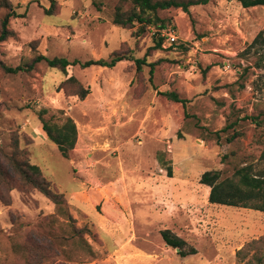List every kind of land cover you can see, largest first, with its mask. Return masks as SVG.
<instances>
[{"label": "rangeland", "instance_id": "1", "mask_svg": "<svg viewBox=\"0 0 264 264\" xmlns=\"http://www.w3.org/2000/svg\"><path fill=\"white\" fill-rule=\"evenodd\" d=\"M11 1L19 15L10 22L16 35L0 43L7 65L38 54L132 58L70 66L90 89L84 99L44 60L17 73L0 67V148L10 152L16 134L29 136L22 145L34 139L31 161L68 196L56 205L35 189H15L10 205L0 201V264H264V211L211 203L200 181L209 170L226 178L246 164L264 169V42L249 47L264 37V6L172 7L159 12L166 28L139 31L114 23L118 0H57L53 14L45 11L51 0ZM6 13L0 6V22ZM41 109L53 122L75 120L69 158L42 137ZM74 191L78 206L68 200ZM164 229L197 253L181 256Z\"/></svg>", "mask_w": 264, "mask_h": 264}, {"label": "trees", "instance_id": "2", "mask_svg": "<svg viewBox=\"0 0 264 264\" xmlns=\"http://www.w3.org/2000/svg\"><path fill=\"white\" fill-rule=\"evenodd\" d=\"M96 1V0H94ZM211 0H118L115 6L113 21L125 28H132L139 25L138 30L145 31L149 27L164 29L167 27V20L160 17V10L172 7L182 8L185 12L190 11V7L199 4H207ZM244 7L264 6V0H237ZM0 6L7 9V13L0 22V43L16 35L10 27V22L17 14L11 0H0ZM57 7V0H51V6L45 11L53 14ZM162 37H156L158 47L162 46ZM264 42L261 31L250 44V49L256 47L258 43ZM132 57L115 51L110 59L91 58L84 62L80 60H69L66 57H47L44 54L36 55L32 62L16 67L7 65L0 60V67L7 72L17 73L21 70L32 69L36 62L46 61L48 66L63 71L67 77L61 86L68 84L75 86V94L84 99L90 89L85 87L75 75L68 73V68L72 65L80 64L83 68L90 66L113 67L117 62L130 59ZM138 70L146 63V56L135 59ZM152 65V64H151ZM165 95L174 101L185 102L176 92H165ZM46 109L39 111V119L42 123L46 137L55 143L63 157L69 158L70 152L75 148L78 139V127L71 116H66L61 123L53 122L44 117ZM239 135L238 132L229 136L228 141H233ZM29 138V136H26ZM18 134L12 137L10 144L11 151L7 152L0 148V201L5 205L11 204V192L15 189L31 190L35 189L56 205L65 203L64 193L59 192L51 180H49L41 167L31 161V152L28 146L34 142L29 140L22 145V139ZM22 138V139H21ZM23 141V142H24ZM261 159L264 160V150ZM169 175L172 176L171 172ZM201 183L210 187L209 201L231 206H242L264 211V169L254 171L252 164H246L236 169L232 177L221 178L218 171H205L200 179ZM162 237L167 245L179 249L181 256L197 253L194 246L187 248V242L180 236L174 234L170 229L161 231Z\"/></svg>", "mask_w": 264, "mask_h": 264}, {"label": "crops", "instance_id": "3", "mask_svg": "<svg viewBox=\"0 0 264 264\" xmlns=\"http://www.w3.org/2000/svg\"><path fill=\"white\" fill-rule=\"evenodd\" d=\"M41 135H42V137H45V136H46V135L43 134V133H42ZM65 196H66V195H65ZM71 196L74 197V199H75L76 202H77V203H75V205L78 206V205L80 204V203H78V202H79V201H82V200H80V198L78 197L76 191H74V193H73L72 195L69 196V198H68L69 202H70V200H71V198H72ZM66 197H68V196H66ZM79 207H80V206H79Z\"/></svg>", "mask_w": 264, "mask_h": 264}, {"label": "built area", "instance_id": "4", "mask_svg": "<svg viewBox=\"0 0 264 264\" xmlns=\"http://www.w3.org/2000/svg\"><path fill=\"white\" fill-rule=\"evenodd\" d=\"M170 35L169 37V40H170V43H174L176 41V36L173 35L172 33H168Z\"/></svg>", "mask_w": 264, "mask_h": 264}, {"label": "water", "instance_id": "5", "mask_svg": "<svg viewBox=\"0 0 264 264\" xmlns=\"http://www.w3.org/2000/svg\"><path fill=\"white\" fill-rule=\"evenodd\" d=\"M177 251H179V249H177Z\"/></svg>", "mask_w": 264, "mask_h": 264}]
</instances>
